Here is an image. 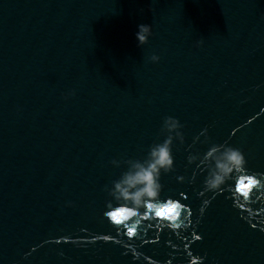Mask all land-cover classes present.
<instances>
[{
	"label": "water",
	"instance_id": "obj_1",
	"mask_svg": "<svg viewBox=\"0 0 264 264\" xmlns=\"http://www.w3.org/2000/svg\"><path fill=\"white\" fill-rule=\"evenodd\" d=\"M262 109L264 0H0V264H264V187L238 190L264 174ZM165 116L184 125L174 171L125 219L110 161L145 158ZM225 142L246 172L199 195L207 169L187 156Z\"/></svg>",
	"mask_w": 264,
	"mask_h": 264
},
{
	"label": "clouds",
	"instance_id": "obj_2",
	"mask_svg": "<svg viewBox=\"0 0 264 264\" xmlns=\"http://www.w3.org/2000/svg\"><path fill=\"white\" fill-rule=\"evenodd\" d=\"M137 31L135 32V38L137 41V46H142L148 42L152 33V26L149 24H138ZM203 43L202 39L196 41V46H200ZM148 59L155 63L159 61L160 57L153 53ZM65 99L68 96H74L75 91L70 90L66 94H62ZM264 111V109H262ZM184 127L180 121L173 116H165L162 120V125L160 128V134L163 135V140L160 142H153L149 145L148 151L145 158L143 159H126V160H117L112 159L110 163L116 167H119L121 163L125 164L126 170L122 171L117 179L111 181V186L105 185L104 190L112 198V200L107 201L106 205L109 208L112 205V201L116 203L123 202L126 208V219L136 216L138 210L143 207L153 209L158 206V197L162 189V184L160 182V177L162 172L168 173L174 171V159L172 154L173 141H179L182 145L184 143V134L181 129ZM207 127L200 130V132L193 137L192 144H195L197 141L200 143L208 142ZM235 129H233V132ZM203 136L204 140L200 141V137ZM189 148L192 145L188 146ZM187 161L189 164L196 163V167L200 168L203 166L207 169V175L203 180V188L199 195H202L203 192L212 191L214 193L222 191V186L225 185L226 181L231 179L233 174L239 171L246 172L245 165L247 163L243 152L237 147L229 145L227 142L222 144L212 143L207 148V150L201 155L200 153H189L187 156ZM260 179L257 178V174H251L253 177L254 184L248 187V193L252 191V188L255 187L256 190L264 187V174H259ZM193 177H190L188 182H193ZM176 179L180 182H183L185 177L183 175L177 176ZM245 195V197H247ZM261 196H264V193H260L256 196V199H261ZM69 206L72 205V202H67ZM209 203L208 200H204L200 208V213L204 211V207ZM179 206L177 205V208ZM105 215L108 217L109 212L107 211ZM179 216V211H177L175 218L170 219L173 223L170 225L171 228L180 227L175 223L177 217ZM199 219V217L197 218ZM185 226L187 223H191L188 220V215L185 214ZM104 239L108 240L107 237H95V239ZM183 238V237H182ZM192 238L194 240H199L201 237L192 232ZM66 239V238H65ZM187 249V245H185ZM27 255V253L25 254ZM62 255V253H61ZM188 262L187 264H203L204 257L200 255H193L191 252L187 253ZM158 264V262H155ZM166 264H171V261L166 262Z\"/></svg>",
	"mask_w": 264,
	"mask_h": 264
},
{
	"label": "snow or ice",
	"instance_id": "obj_3",
	"mask_svg": "<svg viewBox=\"0 0 264 264\" xmlns=\"http://www.w3.org/2000/svg\"><path fill=\"white\" fill-rule=\"evenodd\" d=\"M254 183H255V181H253V180H248V182H247V187H249L250 185H252V184H254ZM243 184H244V182L242 181V182H241L242 187H240L238 190L241 191L243 195H247L248 192L244 190ZM150 208H151V206H150ZM170 208H171V209H176V208H177V205H175V204H171V205H170ZM110 215H112L113 219L117 220V222H120V220L118 219V217H117V215H116L115 213H112V214H110ZM157 215H162V213H161V212H157ZM175 215H176V213L173 214L172 216H169L168 218H169V219H174V218H175ZM125 219H126V216H125ZM133 231H134L133 228H129V232H128V234H129V235H132V234H133Z\"/></svg>",
	"mask_w": 264,
	"mask_h": 264
}]
</instances>
